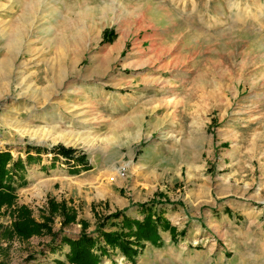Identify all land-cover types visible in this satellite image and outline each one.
<instances>
[{
  "label": "rangeland",
  "instance_id": "1",
  "mask_svg": "<svg viewBox=\"0 0 264 264\" xmlns=\"http://www.w3.org/2000/svg\"><path fill=\"white\" fill-rule=\"evenodd\" d=\"M28 145L72 147L93 166L35 154L15 205L1 208L5 226L25 205L77 236L79 219L94 231L128 200L170 199L202 223L178 240L179 257L212 252L213 205L238 219L216 230L217 247L233 259L264 256V0H0V150L26 161ZM50 199L77 221L63 226ZM51 239H7L0 229V260L66 261ZM165 255L160 264L188 260ZM146 258L140 264L158 263ZM100 264L129 263L110 252Z\"/></svg>",
  "mask_w": 264,
  "mask_h": 264
},
{
  "label": "trees",
  "instance_id": "2",
  "mask_svg": "<svg viewBox=\"0 0 264 264\" xmlns=\"http://www.w3.org/2000/svg\"><path fill=\"white\" fill-rule=\"evenodd\" d=\"M37 153L42 151L55 152L74 158L78 163H83L86 169L92 166L86 161L87 154L75 156L76 149L58 145L51 149L30 147ZM27 151L26 161L22 157L15 158L11 150H0V212L3 206L13 207L17 199L18 181L24 177L27 165L31 163L37 156ZM72 173H77L73 171ZM50 206L53 212H62V225L66 226L77 221L78 213L62 201L61 203L50 199ZM11 213L16 215L15 221L11 227L0 223V229L5 238L9 239L17 234L20 239H28L34 234L47 233L52 236L51 241H56L50 250L53 252L64 249V245L69 246V251L66 253V261L59 260L58 263L66 264H100L105 256H108L110 250L118 249L130 261L134 262L141 249L145 245V241L153 243H161L160 227L163 230H171L172 234L176 232V228L161 215L154 216L152 213H147L143 219L131 218L123 215V211L113 212L104 219L98 221L94 231H88L90 223L84 219H79L81 230L77 236H69L65 234V229L60 228L55 231L50 224L51 215L44 216L43 221H38L32 216V212L28 206H17L11 210ZM96 214V213H95ZM123 215L122 224L119 230L107 229L108 221L118 219ZM113 225V223L111 224ZM60 238V239H58ZM63 246V247H62ZM6 252V251H4ZM64 252V251H62ZM0 264H5L0 260Z\"/></svg>",
  "mask_w": 264,
  "mask_h": 264
},
{
  "label": "crops",
  "instance_id": "3",
  "mask_svg": "<svg viewBox=\"0 0 264 264\" xmlns=\"http://www.w3.org/2000/svg\"><path fill=\"white\" fill-rule=\"evenodd\" d=\"M30 147H35V145L34 146L28 145L27 147H25L26 154H27V151L30 150ZM33 150L34 149H31L30 151L34 155L37 154V155L43 156L44 154H46L49 157V154L47 151H42V152L37 153L36 150H34L36 152L34 153ZM51 154L53 155V152H51ZM52 160L53 159L44 158L43 160L44 164L41 163L40 164L41 167L43 168L45 167L46 170L49 171V167L51 166L53 162ZM38 161L40 162V160ZM72 168L73 167H71V169ZM57 170L60 171L61 168ZM88 171H91V170H88ZM170 201L171 200L168 199V203L158 204L157 202L159 201H156V200L151 201V202L149 201L134 202V201L128 200V203L125 205V207L121 209H116L118 211L122 210L123 215H126L131 218H136V219H143L147 213H152L154 216L161 215L162 218L168 220L171 225L175 226L176 232L173 235L171 230H163L162 227H160L161 243H153L151 241H145L144 247L141 249L140 253L136 257L134 262L130 261L118 249H116L115 251L110 250V252L117 253L118 255L123 256L124 258L127 259V262L129 264H140L143 260H147L146 257H150V256L154 262L158 260V263L155 262V264H160L162 261L168 262L170 261V257L168 255H165L166 253L175 254L177 256V260H180L182 258H188L186 263L184 262L185 264H197V263L198 264H234V263L264 264V256L262 255L254 257L253 255L242 254V255H236L235 258L233 259L232 258L233 255L232 256L227 255L222 250L223 245L220 244L221 247H217L218 242H217V239L214 238V236L217 235L216 230L224 226L226 230L228 229L229 231H231L236 226H238V223H237L238 219L236 218L237 215H235V217H232L228 214L231 212V208L227 206L224 207V211L226 213H223V215H220L219 208L216 205H213L212 208L209 209L210 212L209 211L207 212L212 215V252L203 253V254L196 253L195 255L190 254L188 257H183V255H180L179 257L180 253H178V251L175 249V245L178 243V240L180 238L186 239L189 236L188 229L191 226L192 228H195L197 232H199L202 227V223H201V226L198 225L200 223V220H199L200 216L198 214H195V215H192L191 213L188 214L186 210L184 209L183 203L175 202V201L170 202ZM152 202H156V203L153 204ZM180 207L183 208L182 211L180 210ZM172 211H174L173 213H175L176 215L179 214L180 218L182 219L181 220L182 222L180 224H173L171 220V216H170ZM123 215L118 219H111V223L108 222L109 224H107V229L119 230L122 224L121 220L123 219ZM247 216H250V215H247ZM190 217H191V222L189 221ZM112 223L113 225H111ZM209 223H211V220H209ZM216 237L219 238V236H216ZM197 250H201V249H197ZM63 251H64L63 255L64 257H66V253L69 251V246L64 245ZM59 252L62 253V251H58L57 253ZM144 253L146 254V256ZM139 257L141 261L139 260ZM190 257H192V259H190ZM59 259L64 260L62 258V255L59 256Z\"/></svg>",
  "mask_w": 264,
  "mask_h": 264
},
{
  "label": "bare ground",
  "instance_id": "4",
  "mask_svg": "<svg viewBox=\"0 0 264 264\" xmlns=\"http://www.w3.org/2000/svg\"><path fill=\"white\" fill-rule=\"evenodd\" d=\"M81 114L83 115V114H85V113H80V116H81ZM83 118V117H82ZM21 125V124H20ZM46 127V126H45ZM16 128L17 129H21L20 128V126L19 125H17L16 126ZM54 129H55V127H53ZM41 129V128H40ZM44 129V128H43ZM23 130V129H22ZM48 130V129H47ZM58 130V129H57ZM40 131H42V130H40ZM23 132V131H22ZM34 132H35V136H40L41 137V135H45V136H48L47 135V133L46 132H39L38 130H34ZM50 132V131H49ZM53 133V132H52ZM50 134V133H49ZM70 135V134H69ZM66 136H68V133L65 131V130H63V129H61L60 131H59V133H58V138H60V139H62V140H64L66 143H68L70 140L69 139H67L66 138ZM69 143H71V142H69Z\"/></svg>",
  "mask_w": 264,
  "mask_h": 264
}]
</instances>
